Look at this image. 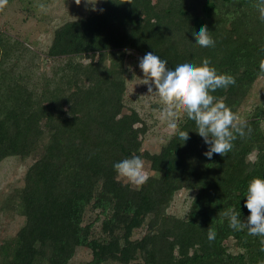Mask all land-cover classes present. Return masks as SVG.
<instances>
[{"label":"trees","instance_id":"trees-1","mask_svg":"<svg viewBox=\"0 0 264 264\" xmlns=\"http://www.w3.org/2000/svg\"><path fill=\"white\" fill-rule=\"evenodd\" d=\"M257 2L100 0L103 12L77 13L53 28L45 57L0 34V165L9 157L33 159L23 185L1 201V210H14L25 222L0 237V264H71L79 249L91 251L89 264L264 261L261 238L234 231L222 215L233 208L246 219L248 183L264 178V92L245 109L264 79ZM204 25L214 47L195 42L194 31ZM149 51L171 68L209 58L219 74L234 76V85L212 94L251 134L238 138L227 156L209 160L195 122L183 115L179 129L190 138L183 143L173 133L145 156L151 126L128 104L127 91L136 69L142 73L134 54ZM27 52L32 62L22 66ZM133 155L150 163V190L117 178L113 165ZM182 190L195 191L185 217L169 212ZM88 212L95 218L88 220ZM209 228L216 232L212 242Z\"/></svg>","mask_w":264,"mask_h":264},{"label":"clouds","instance_id":"clouds-1","mask_svg":"<svg viewBox=\"0 0 264 264\" xmlns=\"http://www.w3.org/2000/svg\"><path fill=\"white\" fill-rule=\"evenodd\" d=\"M82 2L86 10L104 11L98 8L100 0H75L78 6ZM7 3L8 0H0V9ZM123 3L134 5L133 0H122L121 4ZM39 7L43 9L45 6L40 4ZM256 8L259 19L264 22V0H258ZM193 34L199 47L215 46L207 25ZM261 51L264 52V49ZM139 68L143 73L139 84L147 85L148 94L159 97L164 106L168 128L184 143L190 137L189 131L179 129L181 116L186 115L189 120L194 121L195 131L208 145L204 155L209 160L214 154L227 156L234 149V142L238 138L244 139L251 134L247 122L212 94L218 89L234 85L236 80L230 74H219L211 66L209 58H204L199 65L181 63L171 68L167 60L149 51L139 58ZM259 69L264 73V59L259 61ZM113 167L118 179L122 178L136 188L142 187L150 178L145 170L144 160L139 155L116 162ZM245 196V207L250 212L246 219H241V212L233 208H228L222 215L227 218L229 227L234 231L246 229L249 236L260 237V250L264 251V178L251 179ZM207 238L209 242L215 240L216 232L212 228H209Z\"/></svg>","mask_w":264,"mask_h":264},{"label":"rangeland","instance_id":"rangeland-1","mask_svg":"<svg viewBox=\"0 0 264 264\" xmlns=\"http://www.w3.org/2000/svg\"><path fill=\"white\" fill-rule=\"evenodd\" d=\"M40 4H43L45 7L41 9L39 7ZM73 8L75 11H72ZM86 12L87 10L83 2L78 6L75 0H8L7 5L0 9V34L31 44L41 56L45 57L44 52L41 51H45L50 45L53 37V28L65 20L75 17L77 13L83 14ZM31 56V52L24 54L21 65L30 64L32 62ZM134 56L136 59L142 57L139 54H134ZM34 61L35 63L40 62L37 58ZM48 62L44 61L43 64H47ZM128 66L135 68L131 61L128 62ZM136 71V78L129 81L128 84L127 99L128 104L136 107L151 126L144 142L143 153L146 156L148 153L159 151L161 145L174 132L168 128L164 116V106L159 97L148 94L147 85L139 84L143 73L139 69H136ZM263 92L264 79L260 78L245 105V109L248 110L254 102L259 101L262 98ZM142 159L145 163V170L150 176L153 174V171L150 169V163L146 158ZM32 161V158H27L23 161L16 157H9L0 165V237L14 235L25 222V217L14 210H1V201L8 192L23 185L25 172ZM143 187L150 190L151 184L147 181ZM194 194L195 191H180L169 212L180 217H185L189 211ZM95 216L94 212H88L87 219L92 220ZM144 232V230H140L136 236H141ZM91 258L92 254L90 250L79 249L71 264H89Z\"/></svg>","mask_w":264,"mask_h":264}]
</instances>
